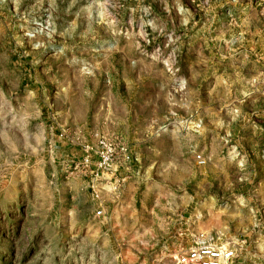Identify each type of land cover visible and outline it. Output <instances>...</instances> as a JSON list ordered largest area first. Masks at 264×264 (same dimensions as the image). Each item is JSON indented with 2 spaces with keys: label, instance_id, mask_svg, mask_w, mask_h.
<instances>
[{
  "label": "rangeland",
  "instance_id": "obj_1",
  "mask_svg": "<svg viewBox=\"0 0 264 264\" xmlns=\"http://www.w3.org/2000/svg\"><path fill=\"white\" fill-rule=\"evenodd\" d=\"M195 238L264 264V0H0V264Z\"/></svg>",
  "mask_w": 264,
  "mask_h": 264
},
{
  "label": "built area",
  "instance_id": "obj_2",
  "mask_svg": "<svg viewBox=\"0 0 264 264\" xmlns=\"http://www.w3.org/2000/svg\"><path fill=\"white\" fill-rule=\"evenodd\" d=\"M99 144L103 148L106 147L103 140H100ZM119 153L123 162L129 160L128 151L125 147L121 146ZM114 155L110 150L99 153L100 160L95 172L96 180H100L105 172L110 171L115 160ZM196 159L201 161L200 156ZM95 195L98 197L97 192ZM100 214L101 211H97V215ZM234 258V251L230 247L217 246L210 240L195 238L185 250L177 254L175 264H229Z\"/></svg>",
  "mask_w": 264,
  "mask_h": 264
}]
</instances>
